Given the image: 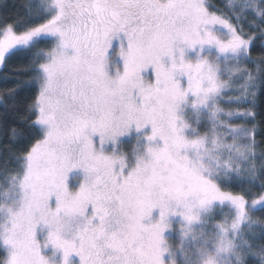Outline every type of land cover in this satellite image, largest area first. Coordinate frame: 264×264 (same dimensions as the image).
<instances>
[{
    "label": "snow or ice",
    "instance_id": "6c2138e0",
    "mask_svg": "<svg viewBox=\"0 0 264 264\" xmlns=\"http://www.w3.org/2000/svg\"><path fill=\"white\" fill-rule=\"evenodd\" d=\"M39 9L0 23V70L37 58L35 134L0 163V264H264V0Z\"/></svg>",
    "mask_w": 264,
    "mask_h": 264
},
{
    "label": "trees",
    "instance_id": "16d2710c",
    "mask_svg": "<svg viewBox=\"0 0 264 264\" xmlns=\"http://www.w3.org/2000/svg\"><path fill=\"white\" fill-rule=\"evenodd\" d=\"M210 2L221 8L224 5V0H210ZM40 3L41 0H0V23L5 20L8 22L27 20L39 12ZM49 47L50 44L46 42L38 45V49L47 50ZM35 51L33 50V52ZM252 56L259 59L260 50H254ZM35 59L37 58L32 54L24 59L17 58L10 61L3 70H0V163L3 162V157L8 155L4 152L5 146L10 147L11 152L18 155L28 146L35 134L34 130L28 129L27 125L21 122V116L25 114V105L32 101L37 92L36 84L29 82L35 73L19 70L28 66L30 60ZM246 67L249 70L254 68L251 64L246 65ZM257 111L259 114L256 120L258 125L256 138L259 140L261 139L259 132L264 129V96L260 97V108ZM13 128L18 133H23L16 138L15 143L10 139ZM241 188H246L252 193V196L248 197L249 199L259 197L262 193L261 188L253 185H242L241 187H234L232 190L239 192ZM250 215L257 222L251 231L258 234L264 228V209L253 210Z\"/></svg>",
    "mask_w": 264,
    "mask_h": 264
},
{
    "label": "rangeland",
    "instance_id": "374dc122",
    "mask_svg": "<svg viewBox=\"0 0 264 264\" xmlns=\"http://www.w3.org/2000/svg\"><path fill=\"white\" fill-rule=\"evenodd\" d=\"M112 57L117 63H119L118 45H114V48H113V51H112ZM133 146H134V140L129 139V138H126L124 144L122 145L123 150L126 151V152L127 151H131ZM259 197H256V199H259ZM259 208H261V206L257 205L256 208L253 209V210H256V209H259ZM253 210H251L250 213ZM171 242L174 243V244H178L179 243V238H178V234L177 233L171 234Z\"/></svg>",
    "mask_w": 264,
    "mask_h": 264
}]
</instances>
